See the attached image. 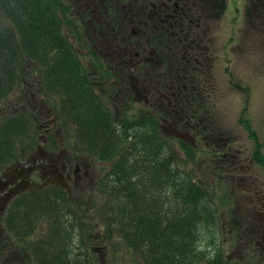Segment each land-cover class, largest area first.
<instances>
[{
    "label": "trees",
    "instance_id": "1",
    "mask_svg": "<svg viewBox=\"0 0 264 264\" xmlns=\"http://www.w3.org/2000/svg\"><path fill=\"white\" fill-rule=\"evenodd\" d=\"M248 4V16L254 21L246 24L255 30L252 16L264 11V0H248ZM61 6V0H0L4 20L0 24V107L7 104L29 61L40 65L46 53L54 51L52 80L63 90L46 91L56 101L54 109L62 130L72 133L77 145L78 141L84 144L82 154L114 162L97 184L101 206L94 202L85 208L83 219L90 212L101 223L105 238L108 234V251L123 249L124 258L130 255L142 264H195L204 257L199 251L204 234L215 232L218 226L217 189L206 190L193 180L192 149L183 145V156L174 153L153 116L143 112L137 121L132 120L135 122L120 120L95 96L87 70L63 42L62 26L69 25L62 21ZM24 109L12 105L0 110V164L35 147L37 126ZM52 193L30 194V199L13 204L7 220L10 235L25 241L36 227L34 218L49 209L56 214L58 204L40 197ZM54 196L67 194L57 191ZM72 230L68 227L65 237L51 234L49 239L38 238L20 249L31 248L30 252L24 250L30 253V264H99L91 247L84 249L82 257L66 253ZM87 241L90 238L83 242L84 247ZM213 258V264H221L219 255Z\"/></svg>",
    "mask_w": 264,
    "mask_h": 264
},
{
    "label": "flooded vegetation",
    "instance_id": "2",
    "mask_svg": "<svg viewBox=\"0 0 264 264\" xmlns=\"http://www.w3.org/2000/svg\"><path fill=\"white\" fill-rule=\"evenodd\" d=\"M202 1L205 5H201ZM208 1L62 0V4L67 8L65 17L77 29L78 63L87 70L95 95L109 105H124L133 100L153 106L152 113L155 119L163 121L165 133L180 141L184 138L189 142L184 141L186 144L196 149L204 142L210 152H215L213 143L221 150V166L227 165L235 178L238 170L243 172L238 140L222 118L219 129L211 99V91L220 78L215 77L211 55L217 51L218 39L207 25L220 18L221 4ZM261 143L255 148L262 151ZM61 145L62 142L53 144L45 139L29 159L22 157L0 168V219L8 203L29 191L31 185L37 190L66 182L71 190L70 186L89 179V160L69 158ZM244 161L247 168L258 164L251 155ZM222 181L225 183L226 178L221 175ZM48 197L54 196H47V200ZM66 197L74 200L76 196ZM258 198L260 206L256 211L262 217L264 203L261 196ZM237 222L239 229L264 231V226H252L244 218ZM235 244L237 262L244 264L252 254L263 259L264 242L258 251L250 252H245L238 242Z\"/></svg>",
    "mask_w": 264,
    "mask_h": 264
},
{
    "label": "rangeland",
    "instance_id": "3",
    "mask_svg": "<svg viewBox=\"0 0 264 264\" xmlns=\"http://www.w3.org/2000/svg\"><path fill=\"white\" fill-rule=\"evenodd\" d=\"M213 1H217L218 5L221 4V10H218L219 16H221L217 22L212 21L210 25H207L210 33L214 34L218 39L219 45L215 47L217 51L211 53L215 77H220L217 86L211 91V99L214 103L212 108L216 111L214 118L220 125L219 129L221 128L222 118L231 132L236 135L238 140L237 145L239 146V164L240 166L242 164L243 172L238 170L235 178H233V174L228 166H221V150L215 148L214 144L211 143L215 152H210L208 146L204 145V142H201L199 153L195 156V163L198 164V167L190 166V170L191 172H195L196 181L201 183L206 190L217 189L216 196L219 194V189L216 185L220 182L219 177L222 175L227 178L226 182L228 184L223 183V181L221 183V212L219 215V220L221 221L219 222V228L215 232L204 234L203 243L201 242L199 251H203L204 255H207L208 252L211 253L212 250L221 248V258L226 259V264H236L234 261L238 260L236 249L228 248L227 245L234 239L238 230L224 227L226 226L225 222L228 223L231 220L234 212H239L244 221L247 220L252 226H255V224L257 226H264L261 221L264 216L260 217L258 211H256L260 206L258 204L260 203L259 196L262 197V202L264 203V175L257 164H254L251 168H247L244 161L250 155L251 148L257 143L260 144L262 142V152L264 154V11L257 12L256 16H252L256 19V22L253 24L256 25L254 30L246 24L254 21L250 19L247 13L249 8L248 0ZM207 2L209 1L207 0ZM258 6L262 7V4ZM65 31L63 29V33ZM237 48H243L244 50L243 52H239ZM50 62L54 61H51L50 56L46 53V56L39 65L40 69L44 72L41 84L44 89L59 87L53 83L52 77L55 73L54 67ZM41 85L39 80L38 87L37 85H30L28 88L16 90L11 100L13 103L19 102V105L25 108L28 107V112L34 114L29 117L31 120H34V116L37 117L36 121L40 130L39 134L34 135L36 140L35 147L41 143V140L48 139L50 129L55 130L54 126L47 125L46 120H48L49 116L56 117L57 115L54 109L56 106L55 99H49ZM59 88L61 91L63 90V88ZM9 102L7 101L6 103L9 104ZM115 104L120 108L118 103ZM16 107L24 109L18 105ZM39 107L41 108L40 110ZM51 107L52 111L50 112ZM142 108L143 105L140 102L133 101L129 107L128 105L125 106V104L123 106L124 110H129V119L127 118L129 121H137L140 116L139 110H142ZM38 125L36 124V126ZM58 128L59 126L56 129ZM83 146L84 144L81 145L78 141V147L81 148ZM63 147L70 152L71 142L66 140ZM69 152L67 155L69 158L78 157V155L70 154ZM90 163L92 170L89 177L90 179H94L95 183L90 185L89 182L85 181L86 183L83 182L71 186V189L75 193V195L73 194L74 196H77L79 193L86 195L87 203L93 199L94 202L99 203L101 202L100 196L95 193L96 179L111 168L112 163L110 161L99 162L94 159ZM215 168H217L216 171ZM253 171H256L257 174L254 175ZM213 178L215 181H213ZM225 189L228 192H225ZM77 198L85 201V196H77ZM48 201H54L60 207L62 199L54 200L48 197ZM98 203L97 205L101 206ZM85 206L86 203L83 209L89 207ZM86 213H89V218H93L90 212ZM57 214L62 218V212L58 211ZM8 215L9 213L5 212L2 217L5 218ZM34 221L36 227L25 241H20L14 236L7 234L3 231V227L0 224V264H28L26 257L30 255L27 252H30L31 248H28L29 246L23 247L24 250L27 248L25 250L27 252H24V250L20 249L21 246H26L38 238H43L49 226L44 217L38 216L33 219ZM91 222H93L94 226L92 235L100 237V241L94 239V243L100 248L96 252L98 259L95 257V262H99L100 264H142L136 262L130 255L124 258L125 250L123 249L112 251L106 249L107 253L105 256L102 248L106 246V242L109 240L108 234H106L105 238L101 223L95 220V218ZM240 231L241 235L237 236L238 244L242 246L245 252L258 251L264 242V231L261 232V229H240ZM205 246L210 247L204 248ZM121 259H123L124 263L121 262ZM244 264H264V256L263 259H260L254 254L249 255L244 260Z\"/></svg>",
    "mask_w": 264,
    "mask_h": 264
},
{
    "label": "bare ground",
    "instance_id": "4",
    "mask_svg": "<svg viewBox=\"0 0 264 264\" xmlns=\"http://www.w3.org/2000/svg\"><path fill=\"white\" fill-rule=\"evenodd\" d=\"M214 205H215V212H217V210L221 209V204L220 203H214ZM81 225H91V224H90V222L88 220H84L83 219V216L80 217V218H78V219H74V222H73V225H72L73 227H78V226H81ZM57 233L58 234L60 233L63 237H65V235H64L65 231L64 230H62L60 228H57L55 230V234H57ZM108 248H109V246H107V245L106 246H103V249H108ZM66 253L68 255H71L72 253H74L77 256L82 257L83 251L82 250H79V249L78 250H73L67 244V251H66Z\"/></svg>",
    "mask_w": 264,
    "mask_h": 264
}]
</instances>
